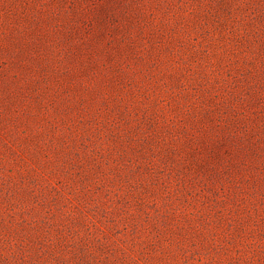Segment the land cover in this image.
<instances>
[{"label":"rangeland","instance_id":"obj_1","mask_svg":"<svg viewBox=\"0 0 264 264\" xmlns=\"http://www.w3.org/2000/svg\"><path fill=\"white\" fill-rule=\"evenodd\" d=\"M0 264H264V0H0Z\"/></svg>","mask_w":264,"mask_h":264}]
</instances>
